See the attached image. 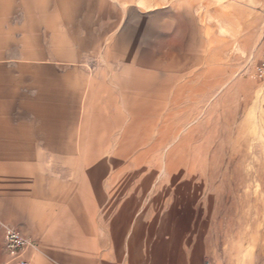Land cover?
I'll return each instance as SVG.
<instances>
[{"label":"rangeland","instance_id":"374dc122","mask_svg":"<svg viewBox=\"0 0 264 264\" xmlns=\"http://www.w3.org/2000/svg\"><path fill=\"white\" fill-rule=\"evenodd\" d=\"M262 9L264 0H49L61 71L47 88L33 80L32 123H0V151L16 156L17 226L76 247L84 211L94 237L80 264H264V82L250 77ZM118 56L129 79L104 78ZM156 72L177 76L164 103ZM140 115L158 123L127 151Z\"/></svg>","mask_w":264,"mask_h":264},{"label":"crops","instance_id":"0c3cea01","mask_svg":"<svg viewBox=\"0 0 264 264\" xmlns=\"http://www.w3.org/2000/svg\"><path fill=\"white\" fill-rule=\"evenodd\" d=\"M256 19L261 43L264 9L256 14ZM62 30V26L58 24L57 37L59 33H63ZM52 39L53 34L49 28V0H0V123H32L33 104L37 102L34 101V95H38L33 80L44 79V87L47 88L50 74L61 71L64 63L63 59L50 57V48L63 46L58 41L54 44ZM262 53L261 44L260 57ZM132 62L138 63L135 60ZM109 63L113 67H108L109 71L104 78L129 79L130 60L127 56L115 57ZM76 64L85 63L76 61ZM83 69L86 70L85 67ZM87 72V78L99 77L95 71ZM155 74L151 87L160 96L159 102L164 103L167 93L174 86L172 81H176L177 76L172 72ZM156 117L140 115L141 119L138 117L130 121L124 143L127 151L151 141L158 123ZM16 176L15 154L0 151V264H18L6 250V230L9 227L20 231L31 240L32 243L23 252V258L30 264H80L81 254L88 252V241L94 237V233L89 231L87 214L81 210L76 211V232H73L76 234V247L57 241L48 243L49 236L27 233L17 226ZM80 207L84 208V205Z\"/></svg>","mask_w":264,"mask_h":264},{"label":"built area","instance_id":"2783aa9c","mask_svg":"<svg viewBox=\"0 0 264 264\" xmlns=\"http://www.w3.org/2000/svg\"><path fill=\"white\" fill-rule=\"evenodd\" d=\"M261 44L263 46V53L250 74V77L257 82H264V19L262 23ZM31 243V240L27 239L20 231L11 227L7 228L6 250L18 264H30L23 258V252Z\"/></svg>","mask_w":264,"mask_h":264}]
</instances>
